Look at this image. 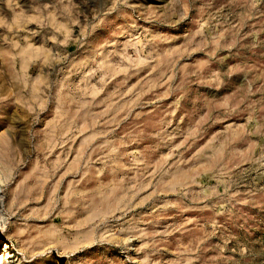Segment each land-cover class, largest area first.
I'll use <instances>...</instances> for the list:
<instances>
[{"label": "rangeland", "instance_id": "374dc122", "mask_svg": "<svg viewBox=\"0 0 264 264\" xmlns=\"http://www.w3.org/2000/svg\"><path fill=\"white\" fill-rule=\"evenodd\" d=\"M0 164L6 264H264V0H0Z\"/></svg>", "mask_w": 264, "mask_h": 264}, {"label": "bare ground", "instance_id": "6f19581e", "mask_svg": "<svg viewBox=\"0 0 264 264\" xmlns=\"http://www.w3.org/2000/svg\"><path fill=\"white\" fill-rule=\"evenodd\" d=\"M37 54H39V52ZM2 227L4 226L2 225ZM0 246H3V248H0V264H6L7 260L11 257V250L13 249L7 242L0 241Z\"/></svg>", "mask_w": 264, "mask_h": 264}]
</instances>
